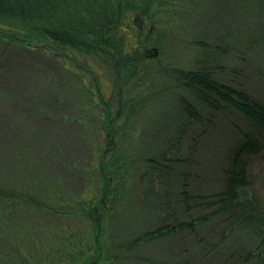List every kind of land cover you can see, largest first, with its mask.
<instances>
[{"label":"trees","instance_id":"16d2710c","mask_svg":"<svg viewBox=\"0 0 264 264\" xmlns=\"http://www.w3.org/2000/svg\"><path fill=\"white\" fill-rule=\"evenodd\" d=\"M186 1L0 0V41L8 46L0 50V60L10 46H16L52 57L70 72L82 71L85 61L93 70L85 66L91 70L90 80L82 76L81 96L89 97L93 109H101L95 120L100 130L91 137V158L83 166L77 154L68 157L57 138L32 120L26 111L29 103L18 91L0 82V264L120 263L110 237L114 210L141 180L157 176L164 184L184 160L165 151L158 159H145L141 174L123 149L127 138L119 120L130 121L147 105L152 95L148 49L161 45V25L165 18L182 13ZM89 59L110 71L106 80L114 96L96 81L97 71ZM173 71L176 89L182 91L176 96L183 120L180 132L193 121L201 122L204 109L219 112L225 107L242 114L256 130L245 132L237 142L219 191L194 194L190 182L184 181L180 194L165 193L163 208L172 210L167 213L171 221L131 238L122 250L128 254L138 244L147 245L180 229L200 225L210 229L207 223L220 218L212 229L222 230L207 237L223 248V264H264V191H252L250 174L252 159L264 150L259 136L264 134V104L247 89L219 79L216 66L209 62L200 60ZM36 110L40 116L55 112L49 106L38 105ZM70 116L84 128L90 118L80 113ZM85 129L69 133L84 141ZM63 163L84 180L81 189L69 188ZM174 203L191 214L193 208L201 212L178 219Z\"/></svg>","mask_w":264,"mask_h":264},{"label":"rangeland","instance_id":"374dc122","mask_svg":"<svg viewBox=\"0 0 264 264\" xmlns=\"http://www.w3.org/2000/svg\"><path fill=\"white\" fill-rule=\"evenodd\" d=\"M182 9L183 12L175 17L165 18L161 25L164 34L161 45L148 49L152 95L147 105L139 108L130 121L119 120V123L127 138L123 149L132 157L141 174L145 170V159H158V155L165 154V151H171L167 153L171 158L184 160L174 166L164 184L157 176L154 180L152 177L141 180L128 191L123 204L114 210L110 219V237L113 249L121 257L118 264H223L225 261L221 259L223 248L215 246L207 237L212 231L222 230L212 229L219 225L220 218L207 223L210 229H204L203 225L195 230L180 229L147 245L138 244L128 254L122 250L131 238L133 240L145 230L171 221L167 213L172 214V210L163 208L166 206L165 193L170 197L180 194L184 181L190 182L189 187L194 194L219 191L237 142L245 132L256 130L242 114L225 107L219 112L204 109L205 116L201 122L193 121L180 132L183 120L178 113L176 96L182 91L176 89L173 69L193 67L200 60L209 62L216 66L219 79L247 89L264 104V2L187 0ZM4 47L8 46L0 41V50ZM89 60L97 71L96 81L102 82L103 90L114 96L112 86L106 80L110 71L98 60ZM82 64V71L70 72L52 57L10 46L0 60V82L6 88L17 90L29 103L26 111L32 120L37 119L39 127L57 138V144L66 150L68 157L77 154L76 158L84 166L91 158V137L100 130L95 120L100 117L101 109H93L89 97L81 96L82 76L90 80L91 70L88 68L92 69L87 62ZM38 105L49 106L55 112L40 116L36 113ZM112 105L116 110L114 98ZM77 113L86 118L90 116L85 121L86 129L70 116ZM79 128L85 129L84 141L69 133ZM259 136L264 140L263 133L260 132ZM36 148L42 150L40 146ZM252 160L251 189L262 193L264 150ZM61 168H66V164H61ZM66 172L71 185L68 184L69 188L77 191L84 186L79 173L72 172L70 168H66ZM177 199L178 203L180 198ZM174 205L178 219L188 220L201 212L193 208L192 215L182 205Z\"/></svg>","mask_w":264,"mask_h":264}]
</instances>
